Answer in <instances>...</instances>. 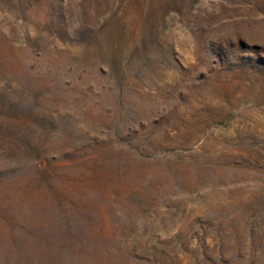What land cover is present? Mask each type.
I'll list each match as a JSON object with an SVG mask.
<instances>
[{"label":"rangeland","instance_id":"374dc122","mask_svg":"<svg viewBox=\"0 0 264 264\" xmlns=\"http://www.w3.org/2000/svg\"><path fill=\"white\" fill-rule=\"evenodd\" d=\"M0 264H264V0H0Z\"/></svg>","mask_w":264,"mask_h":264}]
</instances>
